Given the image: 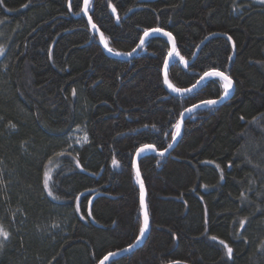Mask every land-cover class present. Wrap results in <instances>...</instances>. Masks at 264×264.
<instances>
[{
    "label": "trees",
    "instance_id": "16d2710c",
    "mask_svg": "<svg viewBox=\"0 0 264 264\" xmlns=\"http://www.w3.org/2000/svg\"><path fill=\"white\" fill-rule=\"evenodd\" d=\"M83 6L0 0V264H98L136 242L145 145L149 233L104 264H264V3L90 0L122 56ZM157 28L176 41L168 82L166 36L131 54ZM214 68L232 95L190 111L161 155L187 108L224 96L220 77L183 93L167 84L187 90Z\"/></svg>",
    "mask_w": 264,
    "mask_h": 264
},
{
    "label": "water",
    "instance_id": "95a60500",
    "mask_svg": "<svg viewBox=\"0 0 264 264\" xmlns=\"http://www.w3.org/2000/svg\"><path fill=\"white\" fill-rule=\"evenodd\" d=\"M89 1H90V0H89ZM88 3H89V2H88ZM83 9H84V6H83ZM83 15H84V16L87 18V20L89 21V17H91L90 14H89V12L87 11V13H85L84 10H83ZM89 23L91 24V26H92L93 24H95V23L93 22L92 18H91V20L89 21ZM95 25H96V24H95ZM94 30L96 31V33H97V35H98L99 42H100L101 46L104 48V50H105V52H106L107 54H109V55H113V56H122L121 53H118V52H114V51H112V50H111V51L109 50L110 48L107 46V44H106V42H105V40H104L103 34H102L100 28H99L97 25H96V27L94 28ZM152 30H153V29H150V30L146 31V32L148 33V35H145V33H144L143 38H142L141 41L144 42V40H146L150 35H154V34H162V35L166 36V37L168 38V40L170 41L171 48H170L169 54H168V56H167V59H166V61H165L164 67H163V75H164V78H167V76H168V66H169V63H170V61H171V59H172L173 54H174L175 51H176V41H175V38H174L172 35H171V36L166 35V33H169V32H166V31H164V30H163V32L152 31ZM141 41H140V43H139V47L137 46V47L131 52V54H132V53H136V52H138V51L140 50V48H141V46H142V44H143V43H141ZM212 70H213V69H212ZM212 70H209V71H207V72H211ZM219 71H220V70H219ZM207 72H206V73H207ZM221 72H222V71H221ZM202 78H203V79H202ZM207 78H209V77H205V74H204V75L198 80V82H197L195 85H193L192 87L188 88L187 91H190V90L194 89V88L197 87L202 81H204V80L207 79ZM167 82H168V81H167ZM167 85H168V88H169L172 92H176V93L187 92V91H179V92H178V91H175V90H174V89H175L174 87H172V86L169 85V84H167ZM233 91H234V83H233L232 88L228 90V95H227V96L224 95L223 97H221V98H219V99H214V100L217 101V103H215V104H206V103H202V102H201V103H199V104H197V105H195V106H196V107H199V106H212V105L220 104V103H222L224 100L228 99V98L232 95ZM207 101H208V100H207ZM196 107L191 106V107L187 108V109L183 112V115H182V117L180 118V124H181L180 135H179V136H175V139H173V142L171 143L172 147H170V148L168 147V148H167V151L164 150V151H160L159 153L166 154L168 151H170V150L173 148L174 145H176V144L178 143L179 139L181 138L182 131H183L184 118H185V117L187 116V114L190 112V111H187V110H188V109H191V111H192V110H194ZM151 146H153V145H151ZM146 149H151L152 151H156V149H155L154 146L151 147V148H145V146H144V147H141V148L137 151V153L135 154V157H134V169H135L136 175H137V177H138V179H139V182H140V190H141L140 201H141V196H142V194H143V204L141 203V206H142V212H143V215L145 214V211L147 212L148 220H149V227H148V229L145 231L144 236H143L142 238H140L139 240H137L136 242H134V243L132 244L133 246H132L131 248H129V247L127 246V247H125V248H123V249H120V250H116V251L110 252V253H116V255H114V256H117V255H120V254H123V253H126V252H130V251L136 249L137 247H139L140 245H142L143 242L145 241V239H146L148 233H149V230H150V219H149L148 206H147L146 188H145V184L143 183V178H142V175H141V172H140V168H139V157H140V155H142L143 153H145L144 151H145ZM142 150H143V151H142ZM141 185H143V186H141ZM106 256H108V254H107ZM111 257H113V256H109L108 259L111 258ZM108 259H107V260H108ZM102 260H103L104 263L107 261V260H105L104 258H103ZM102 260H101V261H102ZM101 261H100V262H101ZM100 262H99L98 264H100ZM168 264H188V263L181 262V261H174V262H171V263H168Z\"/></svg>",
    "mask_w": 264,
    "mask_h": 264
},
{
    "label": "snow or ice",
    "instance_id": "6c2138e0",
    "mask_svg": "<svg viewBox=\"0 0 264 264\" xmlns=\"http://www.w3.org/2000/svg\"><path fill=\"white\" fill-rule=\"evenodd\" d=\"M88 2H89V0H84V9L83 10H84L85 13H87V11H88ZM69 7H71V4H69ZM113 11L115 12V8L114 7H113ZM117 18H119V17L117 16ZM90 20H91V17H89V21ZM92 27L95 28L96 25L93 24ZM152 31L163 32V29L157 28V29H153ZM145 35H148V33L145 32ZM166 35L171 36V33H166ZM229 39H231V38L229 37ZM141 43H143V41H141ZM138 47H139V45H138ZM109 50L111 51V49H109ZM2 51L3 50L0 49V52H2ZM205 77H209V78H211V77H220V78H222L223 81H224V95L225 96L228 95V90L231 89L232 86H233V81H232L231 77L226 75L224 72H221V71H219V70H217L215 68L211 72L205 73ZM165 82H167V78H165ZM174 90L178 91V92L179 91H187V90H181V89H174ZM202 103L215 104V103H217V101L216 100H208V101H203ZM194 107H196V106H194ZM187 111H191V109H188ZM175 127H176L175 136H179L180 135L181 124L178 123V124H176ZM175 136L173 137V139H175ZM84 140L85 141L87 140V134L86 133L84 135ZM151 147H153V146L145 145V148H151ZM168 147L170 148V147H172V145L170 144V145H168ZM165 151H167V149H165ZM161 155H163V153H161ZM113 163H118V161L114 160ZM44 183H45V186H47V183H48L47 180H45ZM141 186H143V185H141ZM49 194H51V192ZM141 203L143 204V194L141 196ZM148 227H149V220H148L147 212L145 211L143 226L139 230V236L137 237V240H139L140 238H142L144 236L145 231L148 229ZM0 235H3L5 238H7L9 233L7 231H4L3 228L0 227ZM132 246L133 245L130 244L128 247L131 248ZM227 253H228L229 256L231 255L232 249L230 247H227ZM114 255H116V253H108V256H105L104 259L107 260L109 256H114ZM100 264H104L103 260L100 262Z\"/></svg>",
    "mask_w": 264,
    "mask_h": 264
},
{
    "label": "rangeland",
    "instance_id": "374dc122",
    "mask_svg": "<svg viewBox=\"0 0 264 264\" xmlns=\"http://www.w3.org/2000/svg\"><path fill=\"white\" fill-rule=\"evenodd\" d=\"M256 1L264 3V0H256ZM1 54H2V52H0V56H1ZM222 81H223V79H222ZM223 84H224V81H223ZM84 135H85L84 128L82 126L76 127L73 130V133L71 135L72 144H77V145L82 144L85 141ZM149 151H151V149H146L144 152H149ZM47 178H48V176L46 175V180H47ZM47 186L49 187V182L47 183Z\"/></svg>",
    "mask_w": 264,
    "mask_h": 264
}]
</instances>
